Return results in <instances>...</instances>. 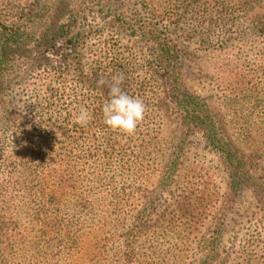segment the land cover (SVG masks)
Returning a JSON list of instances; mask_svg holds the SVG:
<instances>
[{"label": "trees", "instance_id": "16d2710c", "mask_svg": "<svg viewBox=\"0 0 264 264\" xmlns=\"http://www.w3.org/2000/svg\"><path fill=\"white\" fill-rule=\"evenodd\" d=\"M133 1L124 10L103 0L113 7L106 19L48 0L51 12L0 21V93L24 85L2 94L16 109L3 114L4 215L35 206L45 245L31 264H264V0ZM195 43L234 64L218 68L226 82L215 106L184 86ZM119 73L147 106L133 135L102 118L109 85L97 81ZM81 106L92 116L85 126L74 123ZM198 135L218 182L188 148ZM246 196L254 226L228 238Z\"/></svg>", "mask_w": 264, "mask_h": 264}, {"label": "rangeland", "instance_id": "374dc122", "mask_svg": "<svg viewBox=\"0 0 264 264\" xmlns=\"http://www.w3.org/2000/svg\"><path fill=\"white\" fill-rule=\"evenodd\" d=\"M74 1L76 4L74 3L72 8L78 6L79 10L85 9V14L87 12H92L91 16L98 14L102 17H105V19L107 18V13L110 14L113 8L111 5L105 6L103 0ZM46 5H51L48 3V0H0V21L7 20L8 18L10 19V16H13L16 13H27L29 11H33L34 14L41 16L43 12H45V9L48 10L49 8ZM115 6L126 10L127 8L135 9L137 4L133 0H118L117 5ZM51 11L53 10H48V12ZM89 20L90 19H88L87 23H89ZM42 25L43 21H38L37 23H34V25L30 26L35 28L41 27ZM204 48L206 47L199 45V43H195L186 49L187 60L189 62H187L185 65L186 78L184 86L189 92L198 96L200 99L209 98V103H213L210 105L215 106L214 99L217 98H214V96H219L221 94V82H226L225 77L221 75V73L219 74L218 68L221 64H230L228 63L230 61L227 57H220L218 53L205 50ZM235 53L237 54L238 52L235 51ZM233 58V56H229V59ZM230 65H232L234 68V64ZM233 68L231 69L234 71ZM7 87L8 89L5 91V93H0V146L5 145V142H10V139L7 137L9 135L5 136L4 140H2V137L4 136L2 133L3 129L5 128L4 125L8 123V120L5 118V116L9 115V111H16V109H12L11 106H9L10 108L6 110L2 102L3 99L4 101L6 99L4 98V95L13 97L14 94L24 91V85H16L15 87L8 85ZM228 92L229 90L226 91L225 94ZM5 110L7 113H4ZM172 119L173 116L170 115H168L165 119L166 125H170L168 128L170 133L174 129ZM170 136L177 137L175 133L170 134ZM188 148H190L191 152L195 154L193 157L201 160V162L206 163L210 167L211 172L215 173L213 179L218 182L219 180L217 179V174H219L218 170H221V167H219V164L213 155L208 153V150L204 148V143L201 139V136L198 135L190 138ZM23 204L26 206V208L22 211V214H17V211L13 210V207L18 205V203H16L10 206V214L4 215V211L10 204L5 205L0 203V232H3L2 234L4 235L3 238L1 237L2 244H0V246L5 248L0 252V264H31L32 258L36 257V251L44 250V240H39L38 238L39 233L37 230H39V226L35 221H32L33 218L29 216L31 214L29 207L32 206L33 210L35 206L30 205L32 203H20L18 205L20 210L22 209ZM255 213L256 210L252 208L251 199L249 196L244 197L243 201H241L240 204L236 206L235 213L229 218V230H227L226 236L232 239L236 237L239 238L241 233L245 234L252 230L254 225L249 219ZM38 247L42 250H40Z\"/></svg>", "mask_w": 264, "mask_h": 264}, {"label": "clouds", "instance_id": "9594fccd", "mask_svg": "<svg viewBox=\"0 0 264 264\" xmlns=\"http://www.w3.org/2000/svg\"><path fill=\"white\" fill-rule=\"evenodd\" d=\"M124 79V74L119 73L113 75L110 82L103 78L97 81L98 86L109 85L108 99L101 108L102 118L108 128L133 135L145 118L147 106L141 98L129 95L122 89ZM73 115L74 123L81 126L87 125L92 119L91 113L83 106Z\"/></svg>", "mask_w": 264, "mask_h": 264}]
</instances>
